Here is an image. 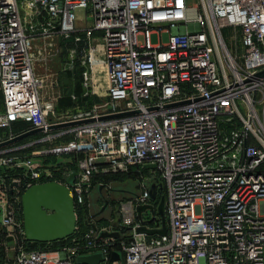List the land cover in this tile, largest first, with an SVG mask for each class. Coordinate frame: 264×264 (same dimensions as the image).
I'll list each match as a JSON object with an SVG mask.
<instances>
[{
    "label": "built area",
    "instance_id": "1",
    "mask_svg": "<svg viewBox=\"0 0 264 264\" xmlns=\"http://www.w3.org/2000/svg\"><path fill=\"white\" fill-rule=\"evenodd\" d=\"M77 9L90 26L77 25ZM35 19L42 34L83 43L74 54L92 104L59 109L57 80L43 93L28 51ZM164 33L166 44L151 43ZM261 72L264 0H0V144L32 132L0 146V264H76L93 253L98 264H264ZM71 173L75 233L56 249H30L25 189ZM127 180L140 194H108L111 215L92 218V190ZM146 180L157 184L154 201ZM161 197L166 234L137 233L162 228ZM142 206L154 210L139 216Z\"/></svg>",
    "mask_w": 264,
    "mask_h": 264
},
{
    "label": "water",
    "instance_id": "2",
    "mask_svg": "<svg viewBox=\"0 0 264 264\" xmlns=\"http://www.w3.org/2000/svg\"><path fill=\"white\" fill-rule=\"evenodd\" d=\"M260 75H264L261 72ZM38 131H33L36 133ZM32 133V132H31ZM31 133L22 134L6 143L0 144V146L15 143L24 139ZM75 173L64 176L65 184L51 181L45 183H37L25 189L22 197V215L24 225V236L28 242L39 243H51L56 241H62L71 237L76 230L77 215L75 211L74 199L71 191L66 184H72L74 181ZM153 189L149 191L150 199L156 200V187L157 184L152 181ZM16 186V183L13 184ZM100 193V198L105 202L104 206L93 212L91 210V217L95 219L103 218V213L108 206V198L103 195L102 187H97ZM146 209L154 210L152 206H142L137 208L138 215ZM156 212L161 218L162 228L149 230L145 227L137 229V233L153 235H165L166 219H165V197H161L156 208ZM116 224V221L114 222ZM131 236V233L127 234V237ZM123 238L118 233H101L99 238ZM13 258V257H12ZM103 260V256L100 253L80 255L76 257V264H98ZM120 262L121 255L118 252H114L111 255L110 262Z\"/></svg>",
    "mask_w": 264,
    "mask_h": 264
},
{
    "label": "crops",
    "instance_id": "3",
    "mask_svg": "<svg viewBox=\"0 0 264 264\" xmlns=\"http://www.w3.org/2000/svg\"><path fill=\"white\" fill-rule=\"evenodd\" d=\"M22 15L26 25V17L23 11ZM40 22L43 23L44 20L35 19V23H33L36 31L28 30V51L33 74L36 79L43 82L42 91L46 95L51 94L52 86L57 80L62 97L67 93L68 89L71 90V92L75 89L77 80L75 75L76 69L82 71L84 69V67L80 65L77 55L74 54L83 43L75 42L73 37L66 39L59 33L42 34ZM27 23H29L28 20ZM73 54L74 57H72ZM68 72H70V75ZM81 89L83 93L82 79ZM74 98L76 101V97L73 95V99ZM94 100V98H90V103L92 104ZM22 141L26 143V137L22 139Z\"/></svg>",
    "mask_w": 264,
    "mask_h": 264
},
{
    "label": "rangeland",
    "instance_id": "4",
    "mask_svg": "<svg viewBox=\"0 0 264 264\" xmlns=\"http://www.w3.org/2000/svg\"><path fill=\"white\" fill-rule=\"evenodd\" d=\"M74 13L76 15V20H77L76 22L79 27H85V26L91 25L92 22L91 20L87 18L85 10L77 9L74 11ZM35 33H38V32H35ZM169 37H170L169 33L162 34V37H159L158 35L154 34L151 36V43L153 45H156L158 43L166 44L169 41ZM64 81L67 82L66 80ZM1 109H2V106L0 103V110ZM58 160L62 162L65 160V158L61 157ZM146 184H147V187L149 188V191H151L153 189L152 181L146 180ZM140 192H141V188L139 186V183L138 181H135V180H129V181L127 180L124 182H112L111 190H108L106 187L102 189V193L104 196L107 197V195L109 194L110 197L115 201L134 198V196L140 194ZM99 196H100V193L97 187L94 188L89 195V202L92 205L91 210L93 212L99 210V208L96 206V200L99 198ZM110 215H111V208H107L104 211L102 217H109ZM10 246H12V244ZM10 255L11 257L13 256L12 253Z\"/></svg>",
    "mask_w": 264,
    "mask_h": 264
},
{
    "label": "trees",
    "instance_id": "5",
    "mask_svg": "<svg viewBox=\"0 0 264 264\" xmlns=\"http://www.w3.org/2000/svg\"><path fill=\"white\" fill-rule=\"evenodd\" d=\"M81 72L82 70L76 69L75 75H76V87L75 89L71 92V90L68 89L67 93L64 94L58 101V108L59 109H66V108H71L75 105H82V106H88L90 105V98L89 97H84L81 89ZM70 75V72H68ZM73 95L76 97V101L73 99ZM26 127V124H20L17 126L19 129H23ZM79 220L78 222L81 224ZM70 240V239H68ZM68 240H62V241H56V242H51V243H39V242H27V245L29 246L30 249H35V250H49V249H56L60 247L62 244L68 242Z\"/></svg>",
    "mask_w": 264,
    "mask_h": 264
}]
</instances>
